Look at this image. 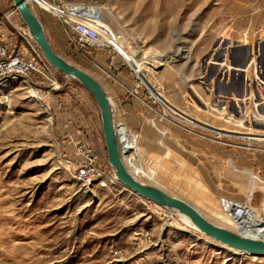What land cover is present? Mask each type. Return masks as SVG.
Wrapping results in <instances>:
<instances>
[{"label":"rangeland","instance_id":"1","mask_svg":"<svg viewBox=\"0 0 264 264\" xmlns=\"http://www.w3.org/2000/svg\"><path fill=\"white\" fill-rule=\"evenodd\" d=\"M0 1L8 13L5 20L13 22L21 53L43 59L36 43L31 42L33 48L26 40L27 28L12 0ZM60 1L105 8L104 20L133 43L139 59L130 56L131 62L141 63L147 83L157 89V99L145 86L136 96L129 93L133 86L124 92L125 85L117 84L118 71L103 60L101 51L92 56L112 77L76 52L62 34L55 52L100 82L116 121L140 135L142 128L168 134L170 127L162 123L174 124L158 120L161 104L175 117L187 118L192 116L175 103L207 105L212 111L206 122L210 129L187 127L194 137L226 149L227 161L211 160L212 173L196 175L207 189L194 183L196 197L182 199L196 200L195 208L216 225L264 239L263 222L256 228L240 226L225 215L219 200L248 199L252 208L264 213V168L250 171L256 176L251 187L250 174L234 171L228 161L259 163L264 158V143L258 142L264 140V0ZM32 8L43 24L47 13ZM178 49L181 54L174 55ZM162 54L168 57L159 58ZM122 68L129 71L126 65ZM49 71L59 84L51 96L44 97L25 79L0 82V264H264V256L217 242L192 228L178 211L138 196L119 182L107 159L93 95L56 68ZM131 101L148 113L147 121L121 110L120 103ZM124 130H118L123 139L120 150L134 176L171 195L187 193L181 190L186 184L173 182L171 174L160 179L145 167L146 148H141L140 139L137 147ZM215 130L224 133L217 137ZM74 131L82 133L101 157L104 175L89 184L73 176L75 152L69 134ZM253 153L261 156L251 158Z\"/></svg>","mask_w":264,"mask_h":264},{"label":"built area","instance_id":"2","mask_svg":"<svg viewBox=\"0 0 264 264\" xmlns=\"http://www.w3.org/2000/svg\"><path fill=\"white\" fill-rule=\"evenodd\" d=\"M29 3L40 12L50 14L60 25L62 33L74 50L87 56L104 74L111 76L110 73L112 72L109 73L102 68L101 64L98 63V59L92 56L96 51H101L103 60L107 61L108 65L115 71L121 70L124 65L128 66L129 71L133 72L136 79L132 89L129 90L132 96H136L141 86H145L149 95L157 99L155 93L142 82L138 72L126 62V57L130 54L132 46L125 40L126 38L123 39L124 46L119 44L118 34L120 36V33L113 31L106 23L100 5L60 0H30ZM114 32H116V35ZM21 49H23V46ZM49 70H51V67L45 62L44 58L38 57L36 59L28 51L21 53L19 45L11 49L0 38V81L9 77L25 79V82L28 80L31 85H35L38 92L42 93L44 97L46 95L51 96V93L56 91L59 84ZM160 107L163 112L159 113V121H171L174 125L192 132L183 123L181 116L176 114L175 117L174 113L166 112L167 107L162 104ZM129 135L135 138L138 137V133L134 131ZM216 136L219 137L220 133H216ZM69 140L75 152V158L71 163L74 178L83 184H89L103 177L104 172L100 163L101 157L94 145L84 138L69 136ZM260 141L264 143V140H259L258 142ZM122 142L123 139L119 138V150H122ZM219 200L223 212L239 225H242L243 222L247 224L255 222L257 225L264 223V215L255 213L248 199L236 200L222 196Z\"/></svg>","mask_w":264,"mask_h":264},{"label":"crops","instance_id":"3","mask_svg":"<svg viewBox=\"0 0 264 264\" xmlns=\"http://www.w3.org/2000/svg\"><path fill=\"white\" fill-rule=\"evenodd\" d=\"M4 6L5 3L0 1V38L9 48L14 49V46L16 47L17 44L16 37L14 36V29L12 27L13 22L5 20L8 13L6 12V9H4ZM43 26L52 48L56 51V47L61 46L62 44L61 36L63 33L60 25L52 16L43 14ZM147 76L148 78H153L154 75L152 72H148ZM115 77L118 82L117 84L125 85L122 87L124 92L125 89L127 90L128 88H131L136 81L133 72L126 70V68H121V70L116 72ZM175 104V106L180 110H184L192 116V118H187L183 115H180L183 118L184 124H192V127H194V124H198L200 126H204L203 128L205 129H210L206 122L211 120L212 111L207 107L206 104L203 103V101H193L184 104L178 102ZM120 107L121 110L125 111V113L128 115L131 114V116H139L144 121L148 120V113L141 111L140 105L133 101L120 103ZM218 108L223 107L219 106ZM197 118L200 121L202 120L201 122L204 124L199 123ZM162 124V126L165 125L170 127L167 130L168 134H166L165 131L151 130L150 128H146L145 130L143 128L141 129L140 146L141 148H146L147 150L144 153V159H142V162L144 163L145 167L153 169L157 173V177L159 176L160 178V175L163 177L165 174H171L173 182L177 181V183L186 184V186L181 187V190L186 191L187 193L173 194V196L180 198H194L196 196L194 185L192 184L198 183L196 175L206 172L212 173V170L210 168L208 169L211 160H219L220 163L227 161V150L216 143L203 141L194 137L193 132H190L189 130L180 126H172L167 123ZM69 136H73L75 138H84L82 133L79 131H74L69 134ZM168 150H170V154L168 153ZM257 156L260 157V153H253L251 158H256ZM231 167L238 173H244L248 175L250 174V186L252 187L254 185L256 176L250 171L264 168V158L262 162L260 161L259 163L256 162V159H252L251 161L237 160L236 164L232 162ZM203 184V182H200L196 185V187L198 186L200 189H203L206 187ZM243 184H246V179L244 180ZM194 203L191 202L194 207H198L196 206V200Z\"/></svg>","mask_w":264,"mask_h":264},{"label":"water","instance_id":"4","mask_svg":"<svg viewBox=\"0 0 264 264\" xmlns=\"http://www.w3.org/2000/svg\"><path fill=\"white\" fill-rule=\"evenodd\" d=\"M12 2L13 10L20 16L45 59L59 72L77 80L93 95L101 115V130L107 159L113 168L116 179L132 193L167 209H176L183 213L192 221L198 231L217 242L251 255L264 256V240L245 237L223 226L216 225L207 220L191 203L180 197L170 195L157 186L142 183L131 176L119 154L110 102L100 82L55 52L47 38L41 20L37 13L29 7L27 0H12Z\"/></svg>","mask_w":264,"mask_h":264},{"label":"bare ground","instance_id":"5","mask_svg":"<svg viewBox=\"0 0 264 264\" xmlns=\"http://www.w3.org/2000/svg\"><path fill=\"white\" fill-rule=\"evenodd\" d=\"M29 2H30V0H28ZM28 2V5H29V7L34 11V9L32 8L33 6H32V4L31 3H29ZM103 18H104V16H105V14H106V12H105V8H103ZM35 12V11H34ZM107 23V22H106ZM108 24V23H107ZM109 25V24H108ZM110 26V25H109ZM111 27V26H110ZM112 28V27H111ZM118 33H120V36H119V34H118V41H119V44L121 45H123V44H125V43H123V39H124V35L121 33V32H119V31H117ZM116 32H114V34H115ZM25 35H26V40L28 41V42H32V43H35L34 42V40H33V38H32V36H31V34H30V32L28 31V30H26L25 31ZM116 35V34H115ZM31 43V45H32V47L34 48V45ZM128 43H130L131 44V46H132V48H130V54H128L127 55V57H126V62H128L129 63V65L130 66H132V68L135 70V71H137L138 73H139V76H140V78H141V80H142V82L145 84V85H147L148 87H149V89L152 91V92H154L157 96H158V98H159V94H158V92H157V89L153 86V85H151V84H149V83H147L148 82V79L144 76V74H143V72H142V69H143V67H142V65H141V63L140 62H138L136 65H134V63H132L131 62V60H130V56H135V60H136V58L137 59H139L138 58V53L136 54V53H134V50L136 49V47L133 45V43L132 42H128ZM124 46V45H123ZM181 49H178V50H175V51H173L174 53V55H180L181 54ZM165 56H167V55H165V54H162V55H159L158 57L159 58H161V57H165ZM168 57V56H167ZM170 57V56H169ZM44 58V60H45V62L48 64V65H50L51 67H53L46 59H45V57H43ZM143 59H145V58H143ZM54 68V67H53ZM10 78V77H9ZM9 78H7V79H9ZM13 78H16V77H13ZM18 78V77H17ZM69 78H72V77H69ZM7 79H3V80H1V81H3L4 82V80H7ZM21 79V78H20ZM0 81V82H1ZM25 81V80H24ZM142 83V84H143ZM108 97V96H107ZM108 99H109V102H110V107H111V111H112V104H111V101H110V98L108 97ZM112 122H113V126H114V129H115V133H116V136H117V138H118V141H119V138H121V137H119V133H118V130H120V131H122V129H124L125 128V133L126 134H130V133H132L133 131H131L129 128H127V126L122 122V121H120V120H118V121H116L113 117H112ZM124 128H123V127ZM217 133H224L223 131H219V130H215ZM135 132V131H134ZM138 133V132H137ZM128 136H130L132 139H134L135 141H136V146L138 147V141H139V139H140V134L138 133V137L137 138H135V137H133V136H131V135H128ZM119 146H120V144H118ZM119 154H120V156H121V158H122V161L124 162V164H125V166H126V168L128 169V167H127V165H126V157H124V159H123V157H122V154H121V150H119ZM138 158V157H137ZM229 161L232 163V161H231V159H229ZM128 171H129V173L131 174V176L133 177V178H135L136 180H138V181H140V182H142V183H145V184H149V183H146V182H144V181H141V180H139L138 178H136L135 176H134V174L131 172V170H129L128 169ZM154 174V173H153ZM155 175V174H154ZM149 185H151V184H149ZM155 186V185H154ZM163 190V189H162ZM166 192V191H165ZM169 194V193H168ZM171 195V194H170ZM248 196V195H247ZM248 198H250L249 196H248ZM221 204V203H220ZM253 209V211L255 212V213H257V214H263L264 215V213H258L254 208H252ZM171 210H176V209H171ZM176 211H178V210H176ZM179 212V211H178ZM180 213V215H181V217H182V219L187 223V224H189L192 228H194V229H197L196 228V226L192 223V221L186 216V215H184L183 213H181V212H179ZM226 215V214H225ZM227 216V215H226ZM233 220V219H232ZM234 221V220H233ZM236 222V221H235ZM237 223V222H236ZM253 224H249V225H251L253 228H256V223L255 222H252ZM245 224H247L246 222H243V224L242 225H245ZM255 224V225H254ZM242 225H240V226H242ZM228 229V228H227ZM229 230H231V229H229ZM231 231H233V230H231ZM234 232H236V233H238V234H240V235H242V236H245V237H251V238H254V239H260V238H257V237H254V236H248V235H246V234H242V233H240V231H239V229H237V231H234ZM260 240H264V239H260ZM243 253V252H242Z\"/></svg>","mask_w":264,"mask_h":264}]
</instances>
